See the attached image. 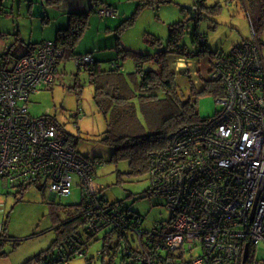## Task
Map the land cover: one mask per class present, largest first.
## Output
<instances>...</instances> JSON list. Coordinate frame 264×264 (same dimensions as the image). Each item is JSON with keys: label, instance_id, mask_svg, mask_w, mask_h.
I'll return each mask as SVG.
<instances>
[{"label": "built area", "instance_id": "1", "mask_svg": "<svg viewBox=\"0 0 264 264\" xmlns=\"http://www.w3.org/2000/svg\"><path fill=\"white\" fill-rule=\"evenodd\" d=\"M96 14L113 18L116 13L103 8ZM62 57L54 41L20 55L10 68L0 61V181L6 187L35 186L67 197L77 176L87 231L97 234L112 225L101 207L102 187L94 175L103 163L80 155L49 116L29 113L31 95L52 86ZM204 58L205 76L200 71L194 84L221 85L222 95L215 97L219 111L181 127L166 149L150 156L149 188L166 198L171 223L162 233L151 227V234L137 225L134 235L140 248L148 235L157 238L152 243L165 256L158 264H264L257 259L258 246L264 243L262 47L256 40L245 41L228 53L217 51ZM74 61L82 68L93 58L81 55ZM83 253L74 249L73 258ZM69 260L62 258L59 264Z\"/></svg>", "mask_w": 264, "mask_h": 264}, {"label": "rangeland", "instance_id": "2", "mask_svg": "<svg viewBox=\"0 0 264 264\" xmlns=\"http://www.w3.org/2000/svg\"><path fill=\"white\" fill-rule=\"evenodd\" d=\"M111 1L116 3V18L102 19L95 14L91 15L86 35L77 46L78 53H85L86 49L95 46L98 49H105V47L112 49L117 36L115 29L124 20L130 18L137 5L143 2L142 0ZM152 1L151 6L138 11L133 23L119 33L120 41L126 49L143 54H154L167 45L169 26L178 22H184L183 35L179 44L193 51H199V45L192 43L195 30L205 35L209 52L228 53L233 45L254 40L241 0H205L204 5L211 12L208 13L206 10L201 14L198 22L188 21V13L183 10L186 6H190L193 0ZM107 2L109 3L110 0ZM15 15L18 17L16 8ZM3 16L0 17V26L5 29ZM105 23H111V32L108 36L104 35ZM100 27L102 30L99 33ZM14 33L15 31L9 37L10 44L16 40ZM155 39L160 40V44H153ZM259 41L264 56V28ZM120 65V70L130 88L136 91L140 76L135 73L132 59L127 57L121 60ZM190 66L192 65L176 60L172 63L174 70L185 68L184 73L177 72L174 77L180 96L185 98L190 96L191 78L195 84V78H197L194 69L190 70V78V72L188 73L186 69ZM149 67L155 68L156 65L145 66V68ZM196 71L198 72L197 69ZM203 75L205 76V72ZM75 87L77 88L74 89ZM195 88L198 91L202 90L204 84L200 82ZM93 93L94 88L89 84L88 74L78 69L74 59L62 61L52 86L31 95L28 102L29 113L33 117L49 116L56 120L67 136L74 141V147L80 155L87 159L97 158L103 163L94 169V175L102 187L101 195L110 203L120 202L140 216L141 229L148 230L159 222L168 221L171 211L166 207V198L150 193L146 175L128 174L129 165L126 161L109 162L112 150L101 142L107 130L106 118L97 110ZM219 108L212 95L198 96L196 110L201 119L212 118ZM77 112L80 115L75 118ZM73 179L74 184L70 194L67 197H56L54 201L49 192L43 188L29 186L20 191V189H6L0 185V202L2 203L0 253H3L0 254V264H25L39 254H47V250H51L56 255L63 249L55 243L58 238L56 227L73 218L76 207L82 202V190L77 185L78 177L73 176ZM108 230L109 228L104 229L90 238L86 247H83L84 253L70 259L68 264H103L101 255L105 245L103 237ZM74 235L81 236L83 241L88 240L83 225L77 228V233ZM194 255H199V252L195 250ZM257 259L264 261V243L258 246ZM106 260L107 257H105ZM30 264H42V261ZM116 264H121L118 256Z\"/></svg>", "mask_w": 264, "mask_h": 264}, {"label": "trees", "instance_id": "3", "mask_svg": "<svg viewBox=\"0 0 264 264\" xmlns=\"http://www.w3.org/2000/svg\"><path fill=\"white\" fill-rule=\"evenodd\" d=\"M142 1L137 5L132 16L115 29L117 36L114 49L117 53V60L105 62L106 64L92 61L78 69L88 74L89 84L94 88V103L97 110L106 118L107 130L104 132L101 142L112 150L109 162L126 161L129 165L128 174H144L147 177L150 156L166 149L171 136L181 127L204 120L199 117L196 110L198 96L209 94L215 98L222 95V87L216 82H206L204 88L198 91L191 80L190 96L187 98L180 96L174 77L177 72L184 73V70H174L172 68L173 60L178 57L202 58L208 53H215L209 52L205 35L200 34L197 30L192 35V43L201 46V50L193 51L186 46H181L179 41L183 35V22L173 23L169 26L167 45L154 54L136 53L125 49L120 43L119 33L133 23L138 11L153 4L152 0ZM204 1L194 0L193 2L206 10ZM241 1L246 10L254 40L258 41L262 47L259 36L264 28V0ZM88 15L87 13L72 12L67 27L57 33L55 42L63 50L61 62L81 56L76 53L75 48L89 27ZM153 44H160V40L155 39ZM86 55L92 56V54ZM127 57L132 59L135 73L140 76L136 91L130 88L127 79L120 70L121 60ZM147 64H154L156 67L145 68ZM2 65L4 64L2 63ZM53 121L58 130L65 133L63 127L59 126L56 120L53 119ZM23 190L22 188L20 191ZM149 191L152 193L150 188ZM101 207L107 218L112 219V225L103 237L105 244L101 251L103 264H116L117 256L120 257L121 264H158L164 260V254H161L154 246V243H157L156 237L152 238L148 235L142 239L143 247H139L134 235V227L141 225L140 216L124 207L120 202L110 203L104 196ZM52 213L55 215L54 211ZM86 213L82 198L81 204L76 207L74 217L56 227L58 238L55 243H58L57 246L63 249L56 255L51 250H47L45 256L39 254L25 264L41 261L42 264H59L62 258L72 259L74 249L80 248L84 252L83 247H86L90 238L96 235L87 231L88 216ZM171 218L172 216L168 221L159 222L152 227L162 233V230H166L167 224L171 223ZM81 225L84 226L88 237L87 241H83L79 235H74ZM150 230L151 228L144 230L145 234H151ZM111 241H113L112 244ZM105 257H107L106 261Z\"/></svg>", "mask_w": 264, "mask_h": 264}, {"label": "crops", "instance_id": "4", "mask_svg": "<svg viewBox=\"0 0 264 264\" xmlns=\"http://www.w3.org/2000/svg\"><path fill=\"white\" fill-rule=\"evenodd\" d=\"M190 6L192 7L194 20L198 22V20H200L199 18L201 14L205 13L207 9L205 10L201 6H197L194 2ZM15 8L17 9L18 17H16L15 15ZM103 8H111L116 13L115 17L113 18L106 17L104 19H108V18L115 19L116 18V15H117L116 3L112 2L111 0L109 3L107 2V0H1L0 17L3 15H4L3 17H5V29L3 26H0V61L1 63H3L4 66H6L7 68H10L15 63L16 58L19 57L20 55L28 53V52H32V50L41 43L54 42L57 36V33L61 29H64L67 27L69 23V16L72 12H81V13L89 14L88 15V22H89L90 16L93 14L97 15L96 11L99 9H103ZM183 10L186 13H188L185 10V8ZM208 13H210V11H208ZM187 16L188 17L190 16L189 13L187 14ZM7 25H9V27ZM110 26H111V23H105V27H104V31L106 32L104 34L105 36L110 35L109 33L111 32ZM100 30H102V27L98 29L99 33H100ZM13 31H15L14 35L16 36V40L14 43L10 44V41L8 43V40H10L9 37L11 36V33L13 34ZM86 31L83 33L82 37L80 38V40L78 41L76 45L75 51L78 55L92 54L93 61L101 62L104 64H106L105 62L109 63V62L117 60V53H116V50L114 49L115 45L112 49H108L107 47H105V49H98V47L95 46L93 48L86 49L85 53H80V52L78 53L77 46L79 45L84 35H86L85 34ZM115 43H116V40H115ZM120 43L122 44L121 41ZM238 44L233 45V47H235ZM199 50H201V46L199 47ZM129 51H132V50H129ZM132 52H135V51H132ZM136 53H140V52H136ZM208 55H210V53H208ZM208 55H205V56H208ZM179 58L181 57H178L177 59H174L173 61L175 62V60H178ZM202 58H199V57L184 58L183 64L187 63L193 66L194 63H192L191 61H195L196 64L202 65L201 63ZM192 66L186 69H188L190 73H191L190 70L194 69V71L197 74L196 75L197 78L200 80V77H201L200 71L202 72L204 71L197 69L198 70L197 72L196 68ZM206 70H207V64H206ZM0 185L3 188L11 189V187H6L3 181H0ZM12 189L21 190L22 188H12ZM51 195L52 194H50V196ZM51 197L53 201L56 198L53 195ZM1 205L2 203L0 202V207Z\"/></svg>", "mask_w": 264, "mask_h": 264}, {"label": "bare ground", "instance_id": "5", "mask_svg": "<svg viewBox=\"0 0 264 264\" xmlns=\"http://www.w3.org/2000/svg\"><path fill=\"white\" fill-rule=\"evenodd\" d=\"M206 61L207 59H203L202 60V65H198L195 63V61H191L192 63H194V68L198 69V70H203L204 72L206 71ZM180 63H183V61L181 60ZM196 82H199L198 78H195Z\"/></svg>", "mask_w": 264, "mask_h": 264}, {"label": "water", "instance_id": "6", "mask_svg": "<svg viewBox=\"0 0 264 264\" xmlns=\"http://www.w3.org/2000/svg\"><path fill=\"white\" fill-rule=\"evenodd\" d=\"M185 10L189 13V18L188 21L194 20L193 12H192V7L191 6H186ZM52 196V195H51Z\"/></svg>", "mask_w": 264, "mask_h": 264}, {"label": "clouds", "instance_id": "7", "mask_svg": "<svg viewBox=\"0 0 264 264\" xmlns=\"http://www.w3.org/2000/svg\"><path fill=\"white\" fill-rule=\"evenodd\" d=\"M181 59H184V58H182L181 57ZM177 61V60H176ZM178 62V61H177ZM184 69V68H183ZM188 73H189V71H188ZM191 75V73L189 74V76ZM190 78H191V76H190ZM191 80H192V82L194 83V81H193V79L191 78ZM194 86H195V84H194ZM196 87V86H195Z\"/></svg>", "mask_w": 264, "mask_h": 264}]
</instances>
